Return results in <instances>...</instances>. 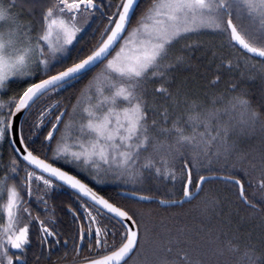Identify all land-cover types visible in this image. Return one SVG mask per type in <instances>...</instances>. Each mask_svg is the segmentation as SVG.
Segmentation results:
<instances>
[{
    "label": "snow or ice",
    "instance_id": "obj_1",
    "mask_svg": "<svg viewBox=\"0 0 264 264\" xmlns=\"http://www.w3.org/2000/svg\"><path fill=\"white\" fill-rule=\"evenodd\" d=\"M98 12L107 23L98 37L93 29V42L84 33ZM203 30L236 50L237 66L264 73V0H150L146 7L141 0H0V90L16 85L7 99L0 97V147L10 150L0 175V264H40L69 248L72 264H264V245L241 248L222 228L204 223L195 232L165 225V216L150 224L57 163L94 173L97 182L111 176L135 184L154 174L170 179L173 189L180 183L178 200L133 192L140 201L175 207L196 199L220 171L204 169L203 162L227 163L238 127L260 122L264 129V113L244 94H214L205 105L181 85L173 88L175 71L190 60L184 50L194 42L187 37ZM212 57L219 60L209 81L215 86L233 58L223 51ZM85 77L70 107L52 99ZM236 87L230 83L228 92ZM41 101L50 102L40 108ZM168 101L173 108L183 103L184 113L172 118ZM243 161L238 156L231 167L248 176L253 199L240 175L224 179L264 215V151L258 175ZM64 185L77 192L78 207L68 206L75 224L69 234L57 228L54 214L42 218L29 203L35 196L50 212L45 197ZM33 243L38 251H31ZM85 246L90 255L81 256Z\"/></svg>",
    "mask_w": 264,
    "mask_h": 264
},
{
    "label": "trees",
    "instance_id": "obj_2",
    "mask_svg": "<svg viewBox=\"0 0 264 264\" xmlns=\"http://www.w3.org/2000/svg\"><path fill=\"white\" fill-rule=\"evenodd\" d=\"M102 2L105 4L111 2L115 5L118 0H102ZM148 3H150V0H141L142 7H146ZM36 15H39L38 11ZM28 18L27 16L24 17V19ZM106 23V19L99 12L96 13L95 18L90 22L84 36L94 42L95 37L91 35L93 29H96V36L98 37L99 32L103 30ZM191 40L194 42L193 46L190 49L184 50L185 55L190 56V60L175 71L176 84L173 85V88L181 85L183 91L189 97L199 99L205 105H211L214 94L224 93L225 96L244 94L250 100L253 108L258 112L264 113V73H261L257 69L247 67L243 62L237 66L235 63L236 50L229 47L221 35L211 30H206L203 32V36L199 35L197 38L192 37ZM184 43L180 41L179 44L175 45L177 53H179ZM213 51L231 53L233 58L232 67H225L219 70L221 80L215 86L209 85V81L217 74V65L219 63L218 59H213ZM90 75L91 73H89ZM87 79L88 77H85L84 80L74 84L72 88L61 92L59 96H54L52 99H58L62 104H68L70 107L69 97L74 101L75 95L87 82ZM232 82L237 84L235 93L228 92V87ZM15 89L16 85L13 84L11 89L2 90L0 97L7 99L8 96L13 94ZM48 102L50 101L39 102V107L42 108ZM156 102L157 104L164 103L162 99H158ZM168 106L170 112L173 113L172 118H175L176 114L184 113L185 106L183 103L173 108L171 101H168ZM37 110L36 108L33 109V118H35ZM51 118L54 119V116ZM170 123L171 120L169 121ZM231 139L236 143V151L227 159V163H225L224 159L219 161L213 160L211 164L204 161L203 168L209 170L220 169V171L216 172V176L240 175V178L245 181L246 193L250 199H253L254 186L250 187L248 185V176L243 173L240 167L233 168L231 165L236 161L238 156L243 157L244 166L249 169L251 174L258 175L260 154L264 151V129L261 128L260 122H257L254 127H246L243 130L238 127ZM9 152L10 150L7 145L0 147V153H2V156H0V175H3V171L5 170L4 164L8 161ZM249 161L251 163H248ZM251 164H256V169H252ZM58 166L62 165L58 163ZM65 169L72 171L67 167ZM73 173L79 175L81 179H84L90 186L96 188L102 195L110 197L117 203L136 211L138 218L142 216L146 222H153L156 218L160 219L162 216H165L167 217L163 221L165 225L173 228L185 225L192 232H195L199 225L204 223L214 228H222L227 233L225 239L234 238V240H238L241 248L247 243H251L257 248L264 245V215L254 213L253 209L248 207L239 198L237 186L226 180H209L204 185V190L196 199L175 207L164 208L157 200L150 203H142L135 199L131 200L122 196L121 191L123 190L129 193L140 191L153 197L177 200L180 195L179 182L175 183V188L173 189V182L170 179L163 177L157 178L154 174H146L141 181L135 184L125 183L122 179H116L118 184L115 185L114 180H109L111 182L95 183L96 181L90 178V176L85 177L84 175ZM201 174L208 176L211 175V171L202 170ZM33 187H36L35 184ZM61 188L57 187L56 190ZM54 191L51 190L45 197L48 200V204H50L51 197L56 194ZM62 194L65 196L69 195L67 192H64L63 188L59 196H62ZM213 198H215V204L206 207L207 201ZM31 200H34L31 204L32 208H34L33 214L39 213L42 218L49 215L48 212H45L38 205L35 196ZM173 213L177 215L173 216ZM33 229L35 230V228Z\"/></svg>",
    "mask_w": 264,
    "mask_h": 264
},
{
    "label": "flooded vegetation",
    "instance_id": "obj_3",
    "mask_svg": "<svg viewBox=\"0 0 264 264\" xmlns=\"http://www.w3.org/2000/svg\"><path fill=\"white\" fill-rule=\"evenodd\" d=\"M63 188L64 192H67L69 195H63L59 196V193H61V189ZM59 190H55L56 193L54 196L50 199V214H54L56 216L57 220V228L65 234H69L71 231L75 229V224L72 219V213L69 210V205L71 204L72 207H78V202L76 201V195L71 193L66 188L62 187ZM34 200H29V203L32 204ZM41 208H43L42 204H39ZM34 209V208H33ZM34 230V229H33ZM35 233V230L33 231V234ZM31 251H38L37 246L35 243H33ZM64 251H68V255L64 256ZM98 254V253H96ZM81 256L84 255H90V253L87 250V247L85 246L84 251L80 253ZM73 261V253L71 251V248L64 250L61 249L58 252L53 253V256L49 259H41L40 264H72Z\"/></svg>",
    "mask_w": 264,
    "mask_h": 264
},
{
    "label": "rangeland",
    "instance_id": "obj_4",
    "mask_svg": "<svg viewBox=\"0 0 264 264\" xmlns=\"http://www.w3.org/2000/svg\"><path fill=\"white\" fill-rule=\"evenodd\" d=\"M91 22V21H90ZM90 22H89V24H90ZM88 27L89 26H87V29H88ZM206 30H203V31H201V32H199L198 34H193V35H190V36H188L187 37V41H189V42H192L193 40H191L192 39V37H196L197 38V36H203V32H205ZM190 38V39H189ZM183 42H185V41H181V43H183ZM2 90H0V92H1ZM57 163H59V165H62L63 167H67V168H69L70 170H72L73 172H75V173H78V174H81V175H84L85 177H87V176H90V178H91V176H92V174H94V173H92V174H90V172L89 171H86V170H83V169H80V168H78V167H76L75 165H73V164H67V163H65L64 161H57ZM109 180H114V182H115V185H117L118 184V182L116 181V179L114 178V177H111V176H108V177H104L103 178V182H106V181H109ZM96 181V180H95ZM111 181H109V182H111ZM109 182H107V184H109ZM95 183H97V181L95 182ZM98 184H100V183H98ZM97 184V185H98ZM102 185H106V184H102ZM123 191V190H122ZM178 200V199H177ZM160 221V219H158V218H156L155 220H153V222H150L149 221V223L150 224H153V223H157V222H159Z\"/></svg>",
    "mask_w": 264,
    "mask_h": 264
},
{
    "label": "water",
    "instance_id": "obj_5",
    "mask_svg": "<svg viewBox=\"0 0 264 264\" xmlns=\"http://www.w3.org/2000/svg\"><path fill=\"white\" fill-rule=\"evenodd\" d=\"M217 178H212V179H209V180H225L224 179V177L225 176H216ZM209 180H208V182H209ZM64 188H66L67 190H69L71 193H73L74 195H77V192H76V190H74V189H72L71 187H69V186H67V185H64L63 186ZM80 195H82V194H80ZM121 195L122 196H124V197H126V198H129V199H135V200H137V201H140L137 197H135V196H133L132 195V193H129V192H126V191H121ZM155 200H157L158 202H159V200L158 199H153L152 201H140V202H142V203H144V202H147V203H150V202H153V201H155ZM194 200V199H193ZM192 201V200H191ZM190 201V202H191ZM161 205V204H160ZM182 205V204H181ZM162 207H164V208H166V206H164V205H161Z\"/></svg>",
    "mask_w": 264,
    "mask_h": 264
}]
</instances>
